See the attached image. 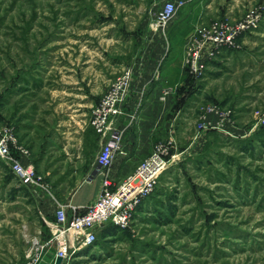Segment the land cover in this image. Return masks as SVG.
<instances>
[{
  "label": "rangeland",
  "instance_id": "1",
  "mask_svg": "<svg viewBox=\"0 0 264 264\" xmlns=\"http://www.w3.org/2000/svg\"><path fill=\"white\" fill-rule=\"evenodd\" d=\"M151 4L152 0H0V127L9 125L16 132L24 123V109L33 115L35 108L73 107L83 99L95 103L96 95H75L98 91L100 79L116 80L128 70H122L129 64H121V59L133 60L132 47L141 42L130 40L127 32L138 26L140 16L150 19L156 7ZM259 5L264 11V0H205L201 11L208 9L214 16L205 20L210 22L220 20L215 16L225 9L239 19ZM249 36L244 59L251 57L249 65H257L263 58V69L264 21ZM112 66L119 67L118 75ZM251 75L264 79L256 70ZM225 79L221 88L230 84ZM256 106L252 109L259 112L264 108L262 101ZM194 125L193 120L181 133L176 154L189 146ZM203 137L199 143L193 141L187 154L169 157L155 191L128 226L105 224L93 245L70 253L61 264H264V126L246 139L215 133ZM35 208L34 198L19 187L0 159V222L11 223L6 222L0 233L9 236L11 226L24 223L27 242L37 231L48 237L49 228L42 226ZM16 259L12 256L6 264L25 261Z\"/></svg>",
  "mask_w": 264,
  "mask_h": 264
},
{
  "label": "crops",
  "instance_id": "2",
  "mask_svg": "<svg viewBox=\"0 0 264 264\" xmlns=\"http://www.w3.org/2000/svg\"><path fill=\"white\" fill-rule=\"evenodd\" d=\"M166 1L152 0L151 5L161 7ZM183 1L165 31L152 30L150 19L140 16L138 26L130 27L127 32L130 40L136 37L141 44L126 49L128 51L132 47L136 52L133 60L126 62L121 59L120 62L123 65L129 64L122 65V70L125 67L131 69L133 79L124 114L114 122V133L120 136L121 141L113 165L108 170L101 169L97 157L109 137L98 134L91 120L94 106L99 104L114 79L108 82L100 79L97 87L102 89L95 92L89 89L75 95L77 99L96 95L95 103L83 99L73 107L57 106L50 110L35 108L33 111L37 113L33 115L28 113V109L22 111L27 114L23 116L24 123L17 125L16 134L28 154L20 156V159L46 175L48 182V189L35 186L25 188L34 198L38 218L45 228L54 222L59 205L66 206L69 213L84 212L97 200L105 174H109L113 182L119 183L136 171L139 163L149 157L159 141L172 140L174 148L171 155L176 158L190 152L193 144L199 143L205 134L246 139L258 130L264 108L260 112L252 108L260 105L261 101L264 107V79L259 81L251 72L256 70L257 74H261L260 78H264V68L261 65L263 58L259 59L257 65H249V56V59H244L247 55L242 52L245 44L250 42V34L242 38L244 44L241 51H223L208 63L204 77L196 79L185 67L186 45L196 27L214 16L209 15L208 9L201 11L205 0ZM217 15L215 17L221 19L238 20L232 16L231 10L225 9L220 16ZM86 63L89 65L90 60ZM225 69L238 70L224 73ZM111 70L115 75L119 74V67L112 66ZM242 77L244 83L240 81ZM224 78L230 84L221 88ZM168 89L171 92L162 99ZM210 108L214 109L209 111ZM225 111L231 112L229 118L220 116L219 112ZM203 116H206L207 124L212 128L200 131L198 127ZM193 120L194 133L189 146L186 145L176 154L180 135L189 129ZM25 122L33 124L29 127ZM6 222L11 224L2 221L0 228ZM9 231V236H6V231L0 233V264H6V260L12 259V256H18L16 260L25 259L29 243L26 240V226L24 223L16 224ZM55 251L52 248L48 251L45 264L52 263Z\"/></svg>",
  "mask_w": 264,
  "mask_h": 264
},
{
  "label": "built area",
  "instance_id": "3",
  "mask_svg": "<svg viewBox=\"0 0 264 264\" xmlns=\"http://www.w3.org/2000/svg\"><path fill=\"white\" fill-rule=\"evenodd\" d=\"M184 1L168 0L161 7H155L150 15V28L165 31ZM264 21L263 7H250L238 20L220 19L201 22L189 38L185 52V67L188 73L198 79L204 76L208 63L225 50L241 51L242 38L256 32ZM132 70L128 69L118 77L104 94L93 110L91 124L94 130L109 139L102 146L97 163L102 170H108L114 162L120 147V136L114 133L115 119L124 114L132 84ZM171 92L168 89L164 97ZM214 108H210L209 111ZM223 118H229L231 112H219ZM264 126V116L259 121ZM199 130L212 128L202 117ZM174 148L172 140L158 142L149 157L144 159L136 171L119 183H115L109 174L102 179V186L97 200L84 212L73 211L59 205L55 213V222L48 225L50 235L42 237L41 231L33 236L25 252L23 264H43L48 251L56 244L57 256L63 260L69 254L89 247L97 240V230L105 224L124 228L128 226L136 210L155 191L159 177L167 170L169 157ZM28 151L19 143L13 127H0V159L9 167L19 182V187L35 186L48 189L43 175L30 164H24L20 156Z\"/></svg>",
  "mask_w": 264,
  "mask_h": 264
},
{
  "label": "water",
  "instance_id": "4",
  "mask_svg": "<svg viewBox=\"0 0 264 264\" xmlns=\"http://www.w3.org/2000/svg\"><path fill=\"white\" fill-rule=\"evenodd\" d=\"M63 261V258L61 256H57L55 264H61Z\"/></svg>",
  "mask_w": 264,
  "mask_h": 264
}]
</instances>
